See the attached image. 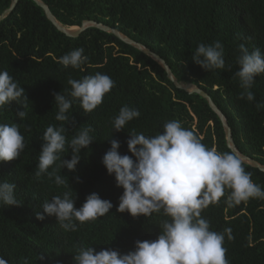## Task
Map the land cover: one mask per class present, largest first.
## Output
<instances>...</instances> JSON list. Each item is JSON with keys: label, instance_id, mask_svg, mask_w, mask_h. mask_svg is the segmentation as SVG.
<instances>
[{"label": "trees", "instance_id": "16d2710c", "mask_svg": "<svg viewBox=\"0 0 264 264\" xmlns=\"http://www.w3.org/2000/svg\"><path fill=\"white\" fill-rule=\"evenodd\" d=\"M41 1L65 27L95 21L160 56L180 83L194 84L210 96L226 116L238 150L264 166V108H256L258 102L264 104V74L255 77L250 89L255 96L252 102L240 98L243 89L234 76L240 44L250 52L260 48L264 53V0ZM11 2L0 0V16ZM217 40L223 45L225 63L231 71H205L191 60L199 44ZM76 48L84 49L88 62L82 69L64 68L59 58ZM0 71L13 76L28 100L22 105L13 101L0 112V123L18 124L26 144L19 159L0 162V179L16 186L15 196L20 203L0 204V259L5 264H74L79 247L126 254L135 249L136 241L157 238L162 222L168 219L162 212L145 218L117 211L123 189L116 186L114 175L107 174L102 164L113 139L119 141L121 155L131 156L127 149L129 135L160 134L164 123L175 119L194 131L208 148L231 153L222 125L205 99L177 89L155 61L112 34L88 29L76 39L65 36L32 0H19L0 23ZM96 72L109 75L115 87L91 113H84L79 101L73 100L67 113L70 120L64 125L69 141L91 126L94 141L88 149H81L75 171L56 169L66 181L68 178L67 187L57 186L46 175L37 179L34 173L42 135L48 126L62 123L55 119L58 107L54 93L72 99L68 80ZM124 105L138 109L140 116L117 132L112 121ZM20 111L25 112L22 119L17 116ZM70 158L69 148L62 159ZM243 166L252 181L264 189V173ZM65 191L71 192L76 208L91 193L109 200L113 207L96 221L79 225L75 232H65L53 216L45 214L44 220H37L35 213L43 212V203ZM225 201L222 197L210 204L201 216L212 231L231 229L232 239L225 234L224 241L229 264H264V199L251 198L231 207Z\"/></svg>", "mask_w": 264, "mask_h": 264}, {"label": "clouds", "instance_id": "9594fccd", "mask_svg": "<svg viewBox=\"0 0 264 264\" xmlns=\"http://www.w3.org/2000/svg\"><path fill=\"white\" fill-rule=\"evenodd\" d=\"M238 51V70L234 76L243 89L240 98L252 102L255 96L250 89L255 77L264 74V53L260 48L250 52L244 44L238 46ZM88 59L83 48H76L61 56L58 62L64 68L82 69ZM191 60L205 71H231V66L225 63L224 48L219 40L209 45L199 44ZM68 84L72 99L61 92L54 93L58 107L55 119L62 123L58 127L48 126L43 133L34 173L37 179L46 175L57 186L65 187L69 185L68 178L66 181L56 169L63 167L75 171L81 149H88L94 141L90 135L91 126L81 129L70 141L67 139L64 125L70 120L67 113L73 100L79 101L84 113H91L115 87L114 80L101 72L81 79L70 78ZM13 101L22 105L28 100L13 76L0 71V112ZM256 108H264V104L258 102ZM17 116L22 119L25 112L20 111ZM139 116L138 109L124 105L113 119L112 128L117 132L124 130L126 124ZM129 137L127 149L131 156L121 155L118 152L120 143L113 139L102 157L107 174L114 175L116 186L123 189L117 211L145 218L162 212L168 219L162 222L155 240L136 241L133 251L121 254L111 249L97 252L92 247H79L73 256L74 264H229L224 241L225 234L232 239L231 229L223 233L212 231L201 211L218 203L222 197H226L229 207L251 198L264 199V189L252 181L242 160L233 153L208 148L194 131L184 128L175 119L165 122L160 134L145 136L133 132ZM25 148L19 125L0 123V162L19 159ZM69 148L71 158L62 159ZM15 188L8 180L0 179V204L20 205ZM112 207L109 200L91 193L82 206L76 208L71 192L65 191L45 201L43 212H36L35 216L41 221L45 214L53 216L65 232H75L79 225L107 215ZM0 264L5 261L0 259Z\"/></svg>", "mask_w": 264, "mask_h": 264}, {"label": "water", "instance_id": "95a60500", "mask_svg": "<svg viewBox=\"0 0 264 264\" xmlns=\"http://www.w3.org/2000/svg\"><path fill=\"white\" fill-rule=\"evenodd\" d=\"M38 7H40L47 20L62 34H64L65 36L72 38V39H76L78 38L81 34H83L85 31H87L88 29H97L99 31H102L104 33L107 34H112L114 35L118 40H120L121 42H123L124 44L133 47L134 49L138 50L140 53L148 56L149 58H151L153 61H155L166 73L168 80L174 84V86L179 89V90H183L189 94H196L199 95L200 97H202L203 99H205L208 103L209 108L212 110L213 113L216 114V116L218 117L224 134H225V138H226V145L228 147V149L231 151V153L235 154L236 156H238L243 164L250 166L254 169H257L261 172L264 173V166L262 164H260L259 162H257L256 160L244 155L242 152H240L238 150V148L235 146L233 139H232V131L228 125V121L226 116L221 112V110L214 104V102L212 101V99L210 98V96L203 90H201L199 87H197L194 84H184V83H180L177 78L174 76V74L172 73L170 67L167 65V63L157 54H155L154 52H152L150 49H148L146 46L137 43L136 41L130 39L129 37L125 36L124 34H122L120 31L111 28L109 26H106L104 24L95 22V21H84L82 23V25L80 27H65L62 24H60L58 22V20L56 19V17L52 14V12L50 11L49 7L47 4H45L43 1L41 0H32ZM19 0H12L11 2V6L9 9H7L1 16H0V23L7 17L9 16L13 10L16 8V6L18 5Z\"/></svg>", "mask_w": 264, "mask_h": 264}, {"label": "rangeland", "instance_id": "374dc122", "mask_svg": "<svg viewBox=\"0 0 264 264\" xmlns=\"http://www.w3.org/2000/svg\"><path fill=\"white\" fill-rule=\"evenodd\" d=\"M193 124L195 125L196 124V121H194Z\"/></svg>", "mask_w": 264, "mask_h": 264}]
</instances>
